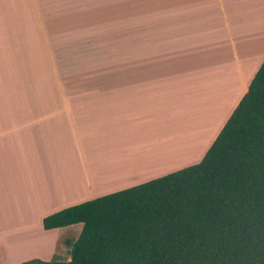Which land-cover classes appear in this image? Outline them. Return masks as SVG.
<instances>
[{"label": "crops", "instance_id": "obj_1", "mask_svg": "<svg viewBox=\"0 0 264 264\" xmlns=\"http://www.w3.org/2000/svg\"><path fill=\"white\" fill-rule=\"evenodd\" d=\"M32 1L0 0V264L69 260L82 223L45 216L198 162L264 59V0H179L150 74L55 75Z\"/></svg>", "mask_w": 264, "mask_h": 264}, {"label": "trees", "instance_id": "obj_2", "mask_svg": "<svg viewBox=\"0 0 264 264\" xmlns=\"http://www.w3.org/2000/svg\"><path fill=\"white\" fill-rule=\"evenodd\" d=\"M137 1L150 2H129ZM115 3L98 0V12ZM137 27L127 30L133 38ZM76 223L82 229L69 260L21 264H264V59L198 162L42 221L44 229Z\"/></svg>", "mask_w": 264, "mask_h": 264}, {"label": "rangeland", "instance_id": "obj_3", "mask_svg": "<svg viewBox=\"0 0 264 264\" xmlns=\"http://www.w3.org/2000/svg\"><path fill=\"white\" fill-rule=\"evenodd\" d=\"M129 1L131 0H122L111 7L107 5L103 16L98 12V0L30 2L33 8L36 7L41 12L44 50L55 75L62 74L66 69L75 75L85 73L92 78L98 77V74H150V42L154 33L161 30L164 18L169 16L170 11L179 10V0L137 1L132 4ZM131 5L137 14L129 9ZM111 15L118 17L117 23L113 22L114 25L110 21H114ZM136 25L138 27L133 38L127 30ZM114 42H117L121 50L119 56L114 55ZM127 42L130 43L128 48ZM131 43H135L134 46ZM106 44L110 47L107 56L102 51ZM85 84L94 87L99 83L87 81ZM186 124H190L189 128L202 130L195 120ZM184 130L176 128L154 134L181 133ZM204 132L202 130L199 140L203 139ZM197 143L199 141L191 145Z\"/></svg>", "mask_w": 264, "mask_h": 264}]
</instances>
